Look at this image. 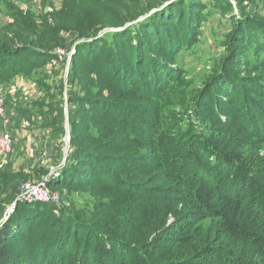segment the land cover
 <instances>
[{
    "label": "trees",
    "instance_id": "trees-1",
    "mask_svg": "<svg viewBox=\"0 0 264 264\" xmlns=\"http://www.w3.org/2000/svg\"><path fill=\"white\" fill-rule=\"evenodd\" d=\"M45 1L53 10L37 23L0 0L12 18L0 25V83H14L38 57L58 58L53 47L73 34V145L50 185L89 188L94 201L73 208L18 200L0 224V264L261 263L264 14L249 10L254 1L196 91L174 59L197 41L200 0ZM79 65L97 74L78 82L81 93ZM79 94L81 105L73 103ZM53 109L46 118L55 137L64 121Z\"/></svg>",
    "mask_w": 264,
    "mask_h": 264
},
{
    "label": "rangeland",
    "instance_id": "rangeland-1",
    "mask_svg": "<svg viewBox=\"0 0 264 264\" xmlns=\"http://www.w3.org/2000/svg\"><path fill=\"white\" fill-rule=\"evenodd\" d=\"M200 1L202 13L198 12L197 17L198 22L200 16L201 19L203 17V20L199 24L201 27L197 41L191 49L181 52L174 59L176 65L182 68L186 79L190 82L189 89L191 91L199 89L202 83L218 70L220 62L229 52V43H231L236 20L241 17L242 8L246 10L247 1L249 2V0H230L233 8L229 9L228 0ZM253 1L254 3L249 5V10L257 14H264L262 0L258 3L257 0ZM11 2L16 5V9L32 13L37 23H42L44 16L53 10L45 0H11ZM60 2L61 0H53L52 3L58 8ZM5 10L4 6H0V25L12 21V18L5 14ZM64 36V42L53 47L55 49L53 51L55 52L56 48L61 47L65 50L66 55H57L58 58H42L43 60L38 57V62H34L32 68L17 77L14 83L8 85L4 82L0 83V96L5 97L10 112L8 129L13 132L16 139L13 152L6 156H0V181L9 183L7 187L0 185V202L2 205L4 204L3 209H0V224L7 221L15 211L18 197L15 199L13 195L19 194L20 185L34 179L47 178L52 194L61 197L59 205H68L69 203L73 208L78 204L87 207L93 206L94 196L90 193L89 188L50 185L51 180L56 181L61 177L68 160L69 150L73 145L71 142L72 127L69 124V109L72 102L68 95V78L76 41L71 32H65ZM68 48L73 51L71 55ZM82 67L85 68L79 65L75 72L78 78L75 87L80 93L82 86L79 85V81L97 77V74L89 72L88 66L85 70L87 73L85 71L82 73ZM82 97L79 94L77 102L73 103L81 105L84 101ZM58 100L59 104L53 107ZM20 103L27 105L29 110H34H31L33 111L31 116H34L33 123L26 127L21 125V128L18 125L16 127L12 111V108ZM50 108H54L56 113L60 110L59 116L64 121V132L57 133L55 137L52 136L54 131L51 126L50 129L47 124L46 117H48L47 113ZM82 113L81 117L87 112ZM0 121L4 124L2 120ZM43 127L50 129V134L45 133L38 137L40 142L35 141L37 139H34L35 136L33 139L27 137L26 134L30 135L32 128ZM68 130L70 138L67 137ZM9 174H13V176H8ZM256 264H264V256H262L261 263L257 262Z\"/></svg>",
    "mask_w": 264,
    "mask_h": 264
},
{
    "label": "built area",
    "instance_id": "built-area-1",
    "mask_svg": "<svg viewBox=\"0 0 264 264\" xmlns=\"http://www.w3.org/2000/svg\"><path fill=\"white\" fill-rule=\"evenodd\" d=\"M55 52L59 56L66 55L65 50L61 47L56 48ZM72 52L71 49L69 54L71 55ZM9 116L10 112L6 105V99L5 97L0 96V120L4 123L0 127V156H6L12 153L16 144L13 132L8 129ZM19 189L18 200L25 203L31 204L41 202L59 205V202L61 201L59 195L52 194V191L49 189L47 178L26 181L20 185Z\"/></svg>",
    "mask_w": 264,
    "mask_h": 264
},
{
    "label": "crops",
    "instance_id": "crops-1",
    "mask_svg": "<svg viewBox=\"0 0 264 264\" xmlns=\"http://www.w3.org/2000/svg\"><path fill=\"white\" fill-rule=\"evenodd\" d=\"M18 77H20V76H18ZM18 105H17V107H18ZM12 109H13L12 111L14 113L13 119H14V122H15L16 127H17V125L20 128H21V125L24 126V127H26L27 125H30L31 123H33L34 116L27 117L25 115H19V113H18V111L16 109V106L13 107ZM19 124H20V126H19ZM20 128H19V131H20ZM50 129H48V128H45L44 129V127L43 128H39V129L32 128V131H31L30 135L29 134H26V135H28L27 136L28 138H32V139L35 136L34 139L37 138L35 141H39L40 142V140L38 139V137H40L41 135H44L45 133L50 134ZM48 137H49V135H48ZM50 137H51V135H50ZM18 142H19V140H18ZM34 145H35V142H34Z\"/></svg>",
    "mask_w": 264,
    "mask_h": 264
},
{
    "label": "water",
    "instance_id": "water-1",
    "mask_svg": "<svg viewBox=\"0 0 264 264\" xmlns=\"http://www.w3.org/2000/svg\"><path fill=\"white\" fill-rule=\"evenodd\" d=\"M166 3H167V2H166ZM154 10H157V8L154 9ZM146 16H147V15L141 16L140 19H142V18H144V17H146ZM116 29H120V28H111V30H116ZM67 113H68V110H67ZM67 126H68V128H69L68 121H67ZM67 137L70 138L69 130H68V132H67ZM16 201H17V200H16Z\"/></svg>",
    "mask_w": 264,
    "mask_h": 264
}]
</instances>
